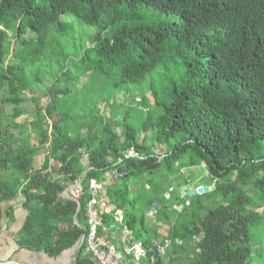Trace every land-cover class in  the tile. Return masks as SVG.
I'll return each instance as SVG.
<instances>
[{
  "label": "trees",
  "instance_id": "obj_1",
  "mask_svg": "<svg viewBox=\"0 0 264 264\" xmlns=\"http://www.w3.org/2000/svg\"><path fill=\"white\" fill-rule=\"evenodd\" d=\"M69 17L97 27L72 64L83 74H100L113 94L131 96L147 114L139 131L132 104L102 122L106 111L84 101L85 118L72 117L74 109L62 105L70 90L57 87L70 71H61L44 93L46 105L36 106V121L0 129V234L13 212L2 206L19 199L26 217L18 250L52 260L76 252L72 264H94L84 254L88 196L77 211L63 193L85 170L87 192L91 180L125 166L127 176L106 189L122 222L107 214L102 225L127 230L146 250L128 264H256L250 233L261 224L263 213L255 210L264 203V0H0V91L7 93L3 103L12 106L13 122L25 114L28 71L49 37L66 32ZM130 87H139L141 96ZM119 114L120 137L109 125ZM194 166L206 170L203 183L212 190L182 197L186 181L173 186L171 175ZM140 178L145 184L133 194L130 184ZM157 199L160 207L149 219Z\"/></svg>",
  "mask_w": 264,
  "mask_h": 264
},
{
  "label": "rangeland",
  "instance_id": "obj_2",
  "mask_svg": "<svg viewBox=\"0 0 264 264\" xmlns=\"http://www.w3.org/2000/svg\"><path fill=\"white\" fill-rule=\"evenodd\" d=\"M67 20L70 25L66 32L62 35L52 34L49 37L43 53L44 55L40 59L39 63L36 64L35 67H32V70L28 71L27 77L29 82V91L25 95L26 102L21 106L25 114L17 119V121L23 122V124L29 122L31 119H34L35 121L38 119L36 106L38 105L40 107H44L46 105L47 101L49 100L44 96L46 89L53 84L57 75L66 69L70 71V76L66 79L64 84L62 83L57 87L59 90L61 89L63 91L70 90L69 98L62 101V105L65 106V109L67 110L74 109V112L71 114L72 117L85 118L86 115H83L81 112L84 101H90V106H93L94 103L97 104L100 111H106L105 114L108 116H110L111 113L116 112L117 109L120 110V100L117 93L113 94L114 90H111L108 87L106 81L103 80V77L100 74H83L81 73V68H76L75 64H72V60L74 58L80 57L84 48L91 46L93 43V35L97 33V27L87 26L72 18ZM92 61L93 59L87 60L86 64H89ZM145 87L146 85H143L140 88L130 87V90H132L136 95L138 94L141 96L139 90H142ZM136 88H139V90ZM122 93L123 92H121V94ZM139 96L137 98H140ZM6 97V91H0V129L14 123L8 118L12 111V106L3 103V100ZM125 99L128 100L129 103L130 101L134 102L131 96L126 97ZM132 109L135 110H133V112H136L137 109L139 110L136 112L138 116L134 117L139 122V124L134 123L137 131H139V129H141V118L146 116L147 111H141L140 106H138L136 103L132 104ZM150 109L152 110L150 111V116L154 120L156 118L157 111L154 107H151ZM40 117H43V115ZM104 120L108 121L109 119ZM121 120V114H119V118L117 120H112L109 122V125L119 137L123 136ZM12 130L13 129H11V131ZM14 131L16 132V130ZM142 137L143 136L140 135L139 140H141ZM33 140H35V138H31L32 142ZM154 152L160 155L159 157H164V155H162L164 154L163 146H156ZM83 163L87 164L86 159H83ZM161 172V174H164L166 173V170H162ZM185 173L190 175V181L194 183L203 182L204 177L207 175L206 170L202 166L177 167L176 173L171 175L172 179H170V183H172L173 186L183 184L185 181ZM138 180L141 182H138L139 184H145L144 179L140 178ZM134 187L132 186V189H134ZM254 199L257 203V201L262 198L260 197L259 193H256V197ZM259 207L260 208L256 209L255 211L259 214L263 213V219L260 225L252 227L250 237L255 247L254 250L256 251V256H254L255 263L264 264V203L263 206L260 205ZM148 215L151 216V212H148ZM159 230H162V226ZM75 257L76 252H70L65 257V261H67L68 264H72V261L75 259ZM42 264L47 263L46 261L42 260Z\"/></svg>",
  "mask_w": 264,
  "mask_h": 264
},
{
  "label": "built area",
  "instance_id": "obj_3",
  "mask_svg": "<svg viewBox=\"0 0 264 264\" xmlns=\"http://www.w3.org/2000/svg\"><path fill=\"white\" fill-rule=\"evenodd\" d=\"M121 97V98H120ZM119 97V105H128V100L123 94ZM139 101V99H137ZM130 103H132L130 101ZM101 121L108 118V115L102 112ZM105 121V120H104ZM134 152H128V156H133ZM161 157H158L160 160ZM116 173L106 172L101 181L91 180L87 192L82 188L80 181H77L69 187L68 195L63 193L67 198H71L76 203L87 194L88 199L86 201L85 219L86 224L89 227L87 235L83 238L86 244L87 251L91 254L95 264H128V257L138 260L145 254V249L141 243L127 240L129 248L124 247L123 250H119L110 238L106 237V228L102 225V219L105 215L114 211L113 215L115 220L121 224L122 212L114 210L107 194L106 189L110 185L111 178ZM168 198V196H167ZM180 209V207H179ZM152 214V213H151ZM102 228V234H98V229ZM198 236L194 237L197 240ZM158 250L162 255L165 254L164 249L159 246Z\"/></svg>",
  "mask_w": 264,
  "mask_h": 264
},
{
  "label": "crops",
  "instance_id": "obj_4",
  "mask_svg": "<svg viewBox=\"0 0 264 264\" xmlns=\"http://www.w3.org/2000/svg\"><path fill=\"white\" fill-rule=\"evenodd\" d=\"M128 105H131V103H128ZM124 107H128V106L127 105H120L122 113L124 111H127V110L123 109ZM33 121H34V119H31L27 123H32ZM14 123L18 124V125L23 124V122L17 121V119L14 121ZM33 142L35 143V140H33ZM44 153H45V150L42 149L35 156V162H34L35 167L40 166V164L43 160V157H44ZM184 175H185V181L186 182L184 181L185 183L182 186H179V194L182 197L187 196L185 194L186 193L185 188L187 185L192 186V185L200 184L201 186H206L203 182H196V183L191 182L190 181V175L187 173H185ZM115 179L116 178L114 176L111 178L110 185L113 183V181ZM138 182H139V180H136L130 184V190L133 194L137 193L138 190L142 189L141 184H139L141 182H139V183ZM134 185H135V187H134ZM132 186L134 187V189H132ZM144 187L147 188L148 184L145 185ZM209 188L212 189V187H209ZM165 196L167 197L168 194L166 193ZM10 205L13 208L12 220L8 223V225H6V227H4L3 232L0 234V262L13 260L19 264H42V260H44V261H46L47 264H68V262L65 261V257L67 256V254L69 252L63 254L61 257H59L56 260H52V259L46 257L44 254H41V253H34V252L18 250V246L16 244V236H17L18 232L20 231V229H21V227L25 221L26 212L23 209L19 199L16 200L15 203L4 204L2 206V211L6 210ZM114 210H115V208H114ZM113 213H114V211L111 212L110 214H113ZM148 217H149V219L153 218L152 214H151V216L148 215ZM150 223H152V222H150ZM155 224H156L155 226L157 229H160V227L162 226L161 225L162 223H160V222H156ZM106 233L108 234L107 237L111 239V241L115 244V246L119 250H123V248L126 247L124 243L128 239H130L131 241H134L132 239L131 234L125 229H118L117 228V229L113 230V228L110 227V228H106ZM84 254L90 258V253L87 251V249L85 250ZM90 259L95 264V261L92 258H90Z\"/></svg>",
  "mask_w": 264,
  "mask_h": 264
},
{
  "label": "water",
  "instance_id": "obj_5",
  "mask_svg": "<svg viewBox=\"0 0 264 264\" xmlns=\"http://www.w3.org/2000/svg\"><path fill=\"white\" fill-rule=\"evenodd\" d=\"M88 170H85L84 173H83V176H82V180L80 181L81 183L83 182V178L84 176L86 175ZM126 177L127 176V173H126V168L125 166H121L117 171H116V174H115V178L117 177ZM186 195L188 197H195L197 195H202V194H205L207 193L208 191H211L212 189L207 187V186H201L200 184H197V185H187L186 186ZM68 190L69 188L66 190V194L68 195ZM71 199V198H70ZM78 205V209L77 211H79V202L77 203ZM160 207V200L157 199L155 200L153 203H152V207H151V212L152 213H156V211L158 210V208ZM74 220L76 221V216L74 218ZM125 246L126 248H129V244L127 241H125ZM90 258H92V256L90 255ZM0 264H19L17 263L16 261H13V260H10V261H5V262H0Z\"/></svg>",
  "mask_w": 264,
  "mask_h": 264
}]
</instances>
